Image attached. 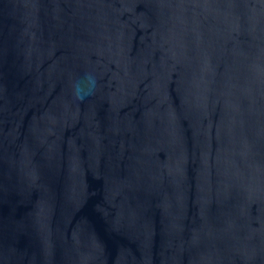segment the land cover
<instances>
[{
	"label": "water",
	"instance_id": "1",
	"mask_svg": "<svg viewBox=\"0 0 264 264\" xmlns=\"http://www.w3.org/2000/svg\"><path fill=\"white\" fill-rule=\"evenodd\" d=\"M0 264H264V0H0Z\"/></svg>",
	"mask_w": 264,
	"mask_h": 264
},
{
	"label": "clouds",
	"instance_id": "2",
	"mask_svg": "<svg viewBox=\"0 0 264 264\" xmlns=\"http://www.w3.org/2000/svg\"><path fill=\"white\" fill-rule=\"evenodd\" d=\"M95 86L94 78L90 74H85L83 78L74 82V94L78 100L83 99L94 90Z\"/></svg>",
	"mask_w": 264,
	"mask_h": 264
}]
</instances>
